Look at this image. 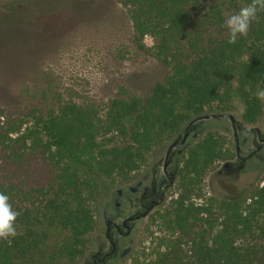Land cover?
<instances>
[{
	"label": "trees",
	"instance_id": "trees-1",
	"mask_svg": "<svg viewBox=\"0 0 264 264\" xmlns=\"http://www.w3.org/2000/svg\"><path fill=\"white\" fill-rule=\"evenodd\" d=\"M119 1L132 45L162 71L148 90L117 95L103 112L59 101L0 107V192L19 213L16 235L0 239V264H34L56 238L45 264L80 260L97 227L91 204L105 181L126 180L188 124L229 114L234 102L242 105V126L262 121L255 92L264 87V9L229 43L224 20L251 0ZM25 4L30 0H0V17ZM226 143L209 131L186 150L178 194L159 218L188 252L177 257L174 247L158 255L162 264H264V178L242 198L194 202L208 172L234 156Z\"/></svg>",
	"mask_w": 264,
	"mask_h": 264
},
{
	"label": "rangeland",
	"instance_id": "rangeland-1",
	"mask_svg": "<svg viewBox=\"0 0 264 264\" xmlns=\"http://www.w3.org/2000/svg\"><path fill=\"white\" fill-rule=\"evenodd\" d=\"M30 2L22 7L24 9L16 7L11 15L0 17V107L30 108L37 104L45 108L50 102L59 101L90 105L103 112L109 99L123 93L139 95L156 82L162 68L132 45L128 11L119 0ZM146 45H151L148 39ZM262 102L263 118L257 128L264 132V100ZM242 112V105L234 102L229 114L240 122ZM209 131L221 135L234 153L228 119L197 121L196 137L188 141L183 152ZM169 143L171 140L150 153L146 163L157 158ZM247 148L240 146L242 155L247 154ZM226 163L232 166L224 168ZM263 178L264 152L260 154V161L252 166L239 167L232 160L219 162L205 176L200 198H195L194 202L207 204L208 199L242 198L261 187ZM121 182L119 178L105 181L96 202L91 204L97 227L88 236L85 255L94 251L99 231L98 214ZM177 194L176 183L152 218L138 224L132 244L125 245L131 252L108 264H162L158 255L171 253L174 247L181 251L175 253L177 257L187 255L188 247L182 244L183 240L168 231L159 218ZM59 240L52 239L46 250L33 257L32 263L45 264ZM84 257L74 263L62 260L52 264H79Z\"/></svg>",
	"mask_w": 264,
	"mask_h": 264
},
{
	"label": "flooded vegetation",
	"instance_id": "flooded-vegetation-1",
	"mask_svg": "<svg viewBox=\"0 0 264 264\" xmlns=\"http://www.w3.org/2000/svg\"><path fill=\"white\" fill-rule=\"evenodd\" d=\"M217 119H228L230 122L234 144V156L230 160L239 167L256 165L260 161V154L264 152V132L257 128L258 125L244 127L235 118L234 122L227 116L214 118ZM199 120L205 119L200 118L196 122ZM190 126L191 123L163 147L157 158L131 172L110 193L106 207L98 214L99 231L96 232L94 251L86 253L79 264H108L131 252V248L125 245L132 244L131 238L137 233L138 224L152 218L153 213L167 201L177 183L185 154L183 148L190 139L196 137V125ZM173 143L177 145L170 148ZM240 146H248L246 155H242ZM228 165V168L232 166Z\"/></svg>",
	"mask_w": 264,
	"mask_h": 264
},
{
	"label": "clouds",
	"instance_id": "clouds-1",
	"mask_svg": "<svg viewBox=\"0 0 264 264\" xmlns=\"http://www.w3.org/2000/svg\"><path fill=\"white\" fill-rule=\"evenodd\" d=\"M258 9H264V0H251L237 12L230 14L224 20V27L228 30V42L234 43L238 36L246 34L250 23L255 19ZM255 96L257 100H264V87H260ZM19 213L13 210L9 196L0 192V239L15 236L14 222Z\"/></svg>",
	"mask_w": 264,
	"mask_h": 264
},
{
	"label": "water",
	"instance_id": "water-1",
	"mask_svg": "<svg viewBox=\"0 0 264 264\" xmlns=\"http://www.w3.org/2000/svg\"><path fill=\"white\" fill-rule=\"evenodd\" d=\"M222 116H227L232 122L235 121L234 117L231 115V114H214V115H205V116H202V119H205V120H208V119H214V118H218V117H222ZM200 119V118H199ZM184 141H181V143H183ZM180 143V144H181ZM177 143H173L172 145H170V148L176 146ZM225 168H228L229 165L226 163L224 165ZM124 255V254H123ZM122 255V256H123Z\"/></svg>",
	"mask_w": 264,
	"mask_h": 264
}]
</instances>
